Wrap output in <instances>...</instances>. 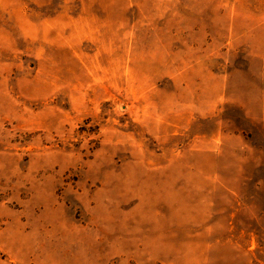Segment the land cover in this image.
Masks as SVG:
<instances>
[{
	"label": "rangeland",
	"instance_id": "1",
	"mask_svg": "<svg viewBox=\"0 0 264 264\" xmlns=\"http://www.w3.org/2000/svg\"><path fill=\"white\" fill-rule=\"evenodd\" d=\"M0 264H264V0H0Z\"/></svg>",
	"mask_w": 264,
	"mask_h": 264
}]
</instances>
